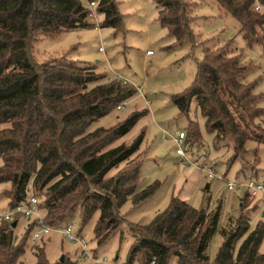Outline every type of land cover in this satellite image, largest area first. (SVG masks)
I'll use <instances>...</instances> for the list:
<instances>
[{
    "label": "trees",
    "instance_id": "16d2710c",
    "mask_svg": "<svg viewBox=\"0 0 264 264\" xmlns=\"http://www.w3.org/2000/svg\"><path fill=\"white\" fill-rule=\"evenodd\" d=\"M95 1L96 12L103 14L99 25L120 30L118 1ZM200 1L155 0L159 23L175 41L196 42L200 34L192 22ZM214 1L236 18L248 44L262 41L264 0ZM90 17L81 0H0V182H9L2 189L8 208L36 196L43 221L50 225L58 226L78 210L81 229L98 210L93 232L101 244L124 221L119 212L124 202L130 197L137 203L152 192L137 190L141 161L131 163L144 131L130 143L111 145L148 109L132 110L107 126H93L112 109H121L117 105L137 86L72 58L38 60L33 44L40 35L95 25ZM229 43L203 45L192 84L171 99L186 115L195 100L215 142L231 141L232 161L245 154L246 140L264 142V106L256 102L260 94L253 91L254 82L243 78L251 65L230 50ZM200 140L198 122L188 118L184 142ZM248 198L246 193L238 216L219 226V207H195L172 195L148 222H129L134 238L123 264H169L171 258L174 264H264V251L259 250L264 224L260 221L250 229ZM20 215L14 214V225L12 220L0 224V264H24L35 222H26L17 236ZM217 231L222 240L209 262L207 249ZM34 254L35 264H73L50 261L43 245L35 247Z\"/></svg>",
    "mask_w": 264,
    "mask_h": 264
},
{
    "label": "rangeland",
    "instance_id": "374dc122",
    "mask_svg": "<svg viewBox=\"0 0 264 264\" xmlns=\"http://www.w3.org/2000/svg\"><path fill=\"white\" fill-rule=\"evenodd\" d=\"M117 1L123 15L120 30L99 26L102 15L95 12L96 18L89 19L95 25L64 30L52 37L40 35L33 43L34 54L38 60L49 56L72 58L80 64L94 65L96 71H104L109 76L117 74L138 87L121 109H112L96 120L93 126H107L132 110L148 109L146 115L111 145L122 141L130 143L141 130L144 131V138L131 163L141 161L137 190L151 188L152 192L137 203H132L130 197L124 202L119 210L124 221L101 244H97L93 232L99 211L96 210L81 229L78 210L74 211L56 229L29 240L22 257L24 264H35L34 248L40 245H43L50 261L63 255V261L68 263L78 260L80 264H104L85 257L81 241L87 244L90 253L101 260L105 258L106 264H123L134 238L129 222H148L156 212L165 208L172 195L187 200L195 207L203 204L209 208L219 207L221 226L227 223L230 216H238L243 196L248 193L250 229L260 221L264 224V191L251 195L245 185L234 189L227 187V181L239 183L247 178L264 183V142L246 140L245 154L231 161V141L215 142V133L206 128L204 116L195 100L191 99L186 115L180 113L171 99L172 94L192 84L202 46L229 41V49L238 52L240 59L251 65L243 78L254 82L253 91L260 94L256 102L264 106V38L248 44L234 16L220 8L214 0H201L192 22L193 30L200 34L196 42H177L159 23L155 0ZM81 2L89 7L88 0ZM260 33H264V24ZM206 38L209 40L200 42ZM147 49L151 50V54L146 53ZM188 118L198 122L201 140L183 143L187 160L182 161L176 153L173 135L178 130L186 131ZM198 166H202L203 170L200 171ZM208 169L213 172L212 176L208 175ZM8 186L9 182H0V209L3 210L8 209V198L2 194V189ZM39 211L42 213V210ZM68 223L78 235L74 241L67 240L59 230L61 225ZM25 226L26 220L20 215L14 233L20 236ZM221 240L217 231L207 249L209 262L213 261ZM259 250L264 251V234ZM169 264H174V258Z\"/></svg>",
    "mask_w": 264,
    "mask_h": 264
},
{
    "label": "built area",
    "instance_id": "2783aa9c",
    "mask_svg": "<svg viewBox=\"0 0 264 264\" xmlns=\"http://www.w3.org/2000/svg\"><path fill=\"white\" fill-rule=\"evenodd\" d=\"M88 2H89L88 6L90 9V15L92 17L96 18V15H95L96 11L94 9V7L96 5V1L90 0ZM260 7H261L260 4L258 2H256L255 8L260 9ZM99 49H102V47L99 46ZM146 53H151V50L147 49ZM125 103L126 102L119 103L117 105V108L124 106ZM184 138H185V131L184 130H178L177 133L175 135H173V139H174L175 144H176V153L180 155L182 161L187 160L185 151L182 147V145L184 143ZM198 169L200 171H202L203 167L198 166ZM208 175L209 176L213 175V172L210 169H208ZM240 185H245L246 188L249 190V193L251 195H255L256 193H258L260 191H264V183L259 182V181H255V180L250 179V178H247L246 180L241 181L239 183L227 181V187L230 189H234L235 187L240 186ZM37 202H38V198L36 196L31 195L27 202L21 203L13 209H10V208L5 209V210L0 209V224L3 220H15L14 214L16 212H20L21 216L26 220V222H29L32 220L35 222V228L32 230V234H31L32 240H35L36 238L41 237L43 234L48 233L50 230L56 229V227H58V226L50 225V224L45 223L43 221V215L37 207ZM59 230L63 233L65 238L69 241H74L78 238L77 233H75L73 231L72 224H70V223L61 225ZM81 248H82V254L85 257L90 258L92 261H102L104 264L107 263L105 258H103L101 260L96 255H94L93 253H90L88 251L87 244L83 241H81ZM152 263H153V260H152ZM73 264H80V263L78 260H75L73 262ZM133 264H139V263L134 262Z\"/></svg>",
    "mask_w": 264,
    "mask_h": 264
},
{
    "label": "water",
    "instance_id": "95a60500",
    "mask_svg": "<svg viewBox=\"0 0 264 264\" xmlns=\"http://www.w3.org/2000/svg\"><path fill=\"white\" fill-rule=\"evenodd\" d=\"M15 220H12V225H14L15 224ZM63 259V255H61L60 257H59V260H62Z\"/></svg>",
    "mask_w": 264,
    "mask_h": 264
},
{
    "label": "crops",
    "instance_id": "0c3cea01",
    "mask_svg": "<svg viewBox=\"0 0 264 264\" xmlns=\"http://www.w3.org/2000/svg\"><path fill=\"white\" fill-rule=\"evenodd\" d=\"M99 13V12H98ZM101 15H102V17H103V14L102 13H100ZM100 26V25H99ZM147 54H151V53H147Z\"/></svg>",
    "mask_w": 264,
    "mask_h": 264
}]
</instances>
